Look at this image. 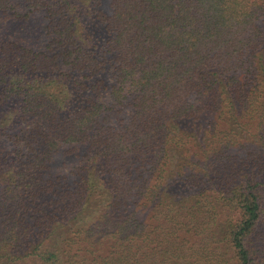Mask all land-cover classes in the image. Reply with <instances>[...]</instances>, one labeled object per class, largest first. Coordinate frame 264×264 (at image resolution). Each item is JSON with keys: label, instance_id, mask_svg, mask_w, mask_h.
I'll return each instance as SVG.
<instances>
[{"label": "trees", "instance_id": "1", "mask_svg": "<svg viewBox=\"0 0 264 264\" xmlns=\"http://www.w3.org/2000/svg\"><path fill=\"white\" fill-rule=\"evenodd\" d=\"M0 264H264V0H0Z\"/></svg>", "mask_w": 264, "mask_h": 264}]
</instances>
